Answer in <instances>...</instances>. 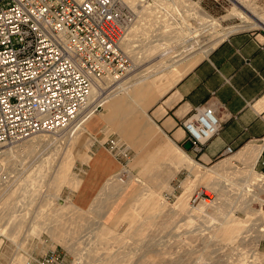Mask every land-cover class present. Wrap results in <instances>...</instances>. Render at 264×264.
<instances>
[{
    "label": "rangeland",
    "instance_id": "374dc122",
    "mask_svg": "<svg viewBox=\"0 0 264 264\" xmlns=\"http://www.w3.org/2000/svg\"><path fill=\"white\" fill-rule=\"evenodd\" d=\"M122 1L132 16L123 44L129 66L115 90L152 76L149 82L157 80L163 70L180 67L187 59L200 61L206 55L194 53L197 42L201 46L216 43L209 53L225 35L264 31L255 20H264V0ZM96 94L94 89L91 97ZM56 135L0 148L6 150L0 158V264L19 260L21 264H264V189L260 185L252 188L262 200L254 203V212L252 206L236 202L235 191L224 194L182 168L171 180L174 191L161 190L162 201L149 213L133 211L128 204L130 218L116 223V214L127 206L134 190L157 186L154 176L168 172L169 164L144 176H130L122 183L128 187L125 194H98L88 208H82L73 196L85 163L79 154L91 150L93 139L83 134L81 143L87 147H82L77 146V134L73 138ZM234 163L243 166L239 159ZM256 169L264 176L259 164ZM119 173L107 182L118 181ZM186 179L199 185L190 205L178 208ZM202 190L210 196L199 193ZM205 199L212 201L205 204ZM205 205L209 208L197 210ZM214 206L220 210L210 208ZM109 208L113 209L108 212Z\"/></svg>",
    "mask_w": 264,
    "mask_h": 264
},
{
    "label": "crops",
    "instance_id": "0c3cea01",
    "mask_svg": "<svg viewBox=\"0 0 264 264\" xmlns=\"http://www.w3.org/2000/svg\"><path fill=\"white\" fill-rule=\"evenodd\" d=\"M186 61L180 67L163 70L157 80L149 82L153 76L148 77L118 93L112 92L101 111L89 117L77 132V146L87 147L81 143L83 134L93 139L91 150L79 154L85 163L82 182L77 178L76 187H80L73 196L80 207L88 208L98 194H125L126 184L120 185L117 180L107 182L123 167L128 179L162 170L164 163H168V172L154 176L157 186L149 185L146 193L144 189L134 190L114 222L130 218L128 204L133 205V211L149 213L151 207L162 201L158 196L161 190L174 191L171 180L182 168L191 170L198 180H206L224 194L235 191L236 202L248 204L256 211L254 203L262 200L252 188L257 184L264 189V176L256 169L259 164L264 170V31L234 32L200 61L195 57ZM201 105L215 106L220 129L198 152L185 148L188 140L182 121ZM228 145L237 150L232 157L204 171L203 166L226 155ZM112 146H124L129 157L115 154ZM234 159L241 160L243 166L235 165ZM198 185L197 180L183 182L184 190L176 202L178 208L190 205ZM210 208L220 210L218 206Z\"/></svg>",
    "mask_w": 264,
    "mask_h": 264
},
{
    "label": "built area",
    "instance_id": "2783aa9c",
    "mask_svg": "<svg viewBox=\"0 0 264 264\" xmlns=\"http://www.w3.org/2000/svg\"><path fill=\"white\" fill-rule=\"evenodd\" d=\"M131 21L121 0H0V146L72 127L93 87L128 70L121 42ZM182 126L200 152L220 129L215 106H197Z\"/></svg>",
    "mask_w": 264,
    "mask_h": 264
},
{
    "label": "bare ground",
    "instance_id": "6f19581e",
    "mask_svg": "<svg viewBox=\"0 0 264 264\" xmlns=\"http://www.w3.org/2000/svg\"><path fill=\"white\" fill-rule=\"evenodd\" d=\"M122 1V0H121ZM123 2V1H122ZM237 4L240 5V3L238 1H235ZM255 20L257 21L258 25L261 26L262 28H264V20L260 17H257L255 18ZM128 32V31H127ZM127 35V33H126ZM227 35L223 36L222 38H226ZM126 36L123 38L122 42H121V47L123 49V44H124V40H125ZM216 43H213V44H210V45H203L201 46V44H199L198 42L195 43V47L197 46V48L194 50V53L197 52V51H200L201 55H207L208 51L210 50V48H212ZM124 51V50H123ZM199 53V54H200ZM197 55V54H196ZM113 80V79H111ZM111 80H104V81H99V83H97L93 89H92V92H91V95L88 99V102L87 104L84 106V108L82 109L81 113H80V116L78 118V120L76 121V123L72 126V127H69V129H65V130H59L57 129L56 133L55 132H43V133H37V134H34L28 138H25L24 141L32 138V137H36V136H41V135H46V134H57V138L58 137H63L65 136V138H73L77 132L83 127L84 123L87 121V119L89 117H91L92 115H94L96 112H94V110L98 107V106H102L106 100V98L117 88V87H120L121 83H122V77L114 80V81H111ZM100 83H105V86L102 88L101 86H99ZM111 84H116V86L113 88V89H109ZM94 89L96 90V96L94 97H91L92 96V93L94 91ZM117 93L120 92V91H116ZM115 93V91H114ZM23 141V140H22ZM23 141V142H24ZM1 148V146H0ZM2 149V148H1ZM6 153V150L4 151H0V158L3 157V155ZM124 172H127V170H125ZM123 173V172H121ZM121 173H119L118 175V181L121 185H124L122 183H125L126 180H127V176L126 178L123 180L120 179V175ZM257 193L259 192V190L256 191ZM211 199H205L203 201V203L205 204H208V203H211Z\"/></svg>",
    "mask_w": 264,
    "mask_h": 264
},
{
    "label": "water",
    "instance_id": "95a60500",
    "mask_svg": "<svg viewBox=\"0 0 264 264\" xmlns=\"http://www.w3.org/2000/svg\"><path fill=\"white\" fill-rule=\"evenodd\" d=\"M184 146H185L186 149L190 150V149L192 148V146H193V143H192L190 140H188V141L185 143Z\"/></svg>",
    "mask_w": 264,
    "mask_h": 264
}]
</instances>
